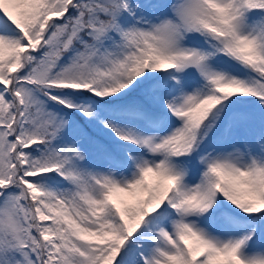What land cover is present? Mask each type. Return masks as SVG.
<instances>
[{"label": "snow or ice", "instance_id": "snow-or-ice-1", "mask_svg": "<svg viewBox=\"0 0 264 264\" xmlns=\"http://www.w3.org/2000/svg\"><path fill=\"white\" fill-rule=\"evenodd\" d=\"M0 264H264V0H0Z\"/></svg>", "mask_w": 264, "mask_h": 264}]
</instances>
